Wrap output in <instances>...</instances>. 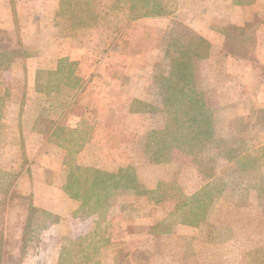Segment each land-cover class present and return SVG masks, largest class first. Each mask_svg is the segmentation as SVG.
Returning <instances> with one entry per match:
<instances>
[{
	"label": "rangeland",
	"instance_id": "obj_1",
	"mask_svg": "<svg viewBox=\"0 0 264 264\" xmlns=\"http://www.w3.org/2000/svg\"><path fill=\"white\" fill-rule=\"evenodd\" d=\"M56 1L61 28L72 35V40H63V52L75 42L77 57L86 64L79 60L70 65L63 59L55 71L52 44L39 46L35 39L19 43L30 52L38 46L47 49L49 61L40 63L46 68L36 72V88L44 97L32 94L24 80L23 66L17 62L23 55L14 52L20 47L15 38L0 37L2 261L264 264V103L231 102L240 91L251 94L232 85L234 74L213 70L211 42L183 25L187 14L178 0ZM53 3L48 4L50 10ZM40 6L36 10L45 8ZM175 8L179 12L168 28L153 24L155 16ZM246 35L250 37L245 31L234 38L223 36L222 49L251 53L253 41ZM219 62L223 67L230 64L224 54ZM261 74L264 78V71ZM114 83L127 95L139 92L142 85L140 92L154 98L150 108L158 112L120 118L125 124L120 132L101 129L97 121L109 118L110 129L118 130L117 113L114 118L112 114L118 107L149 110L142 102L94 97ZM260 93L258 88L255 94ZM71 94L75 102L68 105ZM65 110V121L54 118ZM39 112L36 125L48 141L44 152L23 125L27 113ZM74 114L85 121L70 120ZM73 162L82 166L81 172L75 169L68 176ZM191 167L208 181L193 195L175 180L179 172L191 174ZM64 190L75 198L74 205L60 196ZM211 193L218 194L214 200L220 201L222 223L203 226L195 236L202 244L190 245L193 240L182 238V229L171 233L182 225L201 227L196 224L204 215L198 209L206 210V218L214 202ZM50 207L63 208L55 214ZM71 208V213L63 212ZM236 216L237 236L231 228Z\"/></svg>",
	"mask_w": 264,
	"mask_h": 264
},
{
	"label": "crops",
	"instance_id": "obj_2",
	"mask_svg": "<svg viewBox=\"0 0 264 264\" xmlns=\"http://www.w3.org/2000/svg\"><path fill=\"white\" fill-rule=\"evenodd\" d=\"M54 1V9L50 10L48 8V4H51V2ZM179 5L184 8V12L187 14L181 19V22H183V25L190 28L191 30L199 33L202 37H205L210 40L211 46L210 48V57L213 62L214 71H219L224 69L227 70V72L230 74H234L236 76V83H233L232 85H237V87H244L245 92L251 94V96H243L242 91L241 95H237L233 97L231 102H239V101H260V103H264V94L262 93V89L264 88V78L261 77V72L264 71V0H178ZM39 4H41L40 7L45 6V8H40L36 10L35 6L39 7ZM57 1L56 0H0V37L1 39L4 36H9L15 38V43L19 45L23 43L29 44L32 39H35V43H40L44 47L45 45L52 44L53 45V56H50L52 65H54V70L56 71L61 66V63L63 59L69 60V64H86V59H79L77 57V54H79V50L75 48V42L74 45L70 46L69 49L66 52H63V45L66 43H63L64 39H70L72 40L71 31L65 32V28L62 27V20L59 16V9L56 7ZM31 5V6H30ZM27 7L30 6V8H27L24 10V12H20L21 7ZM34 7V8H31ZM185 7H191L189 8V12H186ZM32 9V10H31ZM178 8H175L173 12L169 13L168 15H165L163 17H157L152 19L153 24H155L156 27H166L168 28V25L172 22L173 19H175V14L179 12ZM36 11V12H35ZM177 11V12H176ZM176 20V19H175ZM247 29V32H246ZM223 30H225L223 32ZM250 30V31H249ZM240 31V32H239ZM249 33L248 37L246 35V38L249 40L252 39V52L249 53L251 50L245 49V51H242L241 53H233L229 52V50L225 51L222 49L221 45H223L222 39L224 40V37L234 38L237 35H244ZM224 36V37H223ZM219 39L220 41H216L214 39ZM212 40V41H211ZM244 40V39H243ZM248 40V41H249ZM13 46H17L14 43H11ZM19 45V46H20ZM21 45V46H22ZM21 46L19 49H14L15 53H19L23 55L20 59L17 60V62L21 63L24 69V80H27L26 84L29 82V89L31 90V93H37L38 96H43V94L38 90L37 87V76H38V70L46 68L45 65L40 64L44 60L49 61L46 58L47 49H40L38 46L37 50L26 51V49H21ZM250 46V45H249ZM224 52V53H223ZM3 51L0 47V60L1 55ZM140 54V53H139ZM224 54L226 61H229V65L223 67L220 65L219 59L221 55ZM42 55L43 57H41ZM218 58V59H217ZM37 60V62H36ZM46 61V62H47ZM32 63L34 66H32ZM109 65V63H107ZM16 69V66H15ZM36 72L38 74H36ZM260 74V75H259ZM33 75V77H32ZM118 81V80H117ZM120 85V83H119ZM142 85L139 86V92L134 94H125L123 92L119 91V86L114 83V88L111 87V84L106 88L107 91L101 94L94 95L95 98H100L99 100L103 102H110L112 100L117 99L118 101L122 102H129V103H143L144 106L149 107V110H140L136 108H131L129 104L126 106L118 107V109L113 111V118L114 115L117 113V116L115 119H117V125L118 130L110 129L111 122L109 121V118L102 119L100 121H97L98 123L101 122V129L104 126L106 131L110 132H120L122 125L125 124L124 121H122V117L130 116L133 118L139 117L143 112L145 113H157L158 110L154 111V109L150 108V103L154 99L147 91H142L141 88ZM150 87V85H148ZM256 89H253L254 87ZM118 87V89H116ZM148 88H145V90H148ZM251 88V89H249ZM261 90V93L259 95L255 94L257 92V89ZM248 89V90H247ZM28 91V88H27ZM253 91H256L253 93ZM29 94V93H27ZM25 97L26 95L23 94ZM45 95V94H44ZM153 95V94H152ZM256 95V96H255ZM75 94L69 95L68 99V105L75 102ZM232 96V95H231ZM44 97V96H43ZM22 97L18 100L19 102L22 101ZM42 99V97H41ZM45 100V99H42ZM221 100V99H219ZM44 102V101H42ZM67 105V106H68ZM131 105V104H130ZM27 107V106H26ZM262 109V108H261ZM41 110V109H40ZM254 110H258L254 109ZM116 112V113H115ZM152 114V115H153ZM68 113L67 110H65L63 113H59V115L55 119H59V121L66 119ZM151 115V116H152ZM27 118H25V122L23 121V125L27 126V134L29 137L35 138V140L38 141L40 144L41 151L44 152V150L47 148V144H45L47 141V136L45 131L38 128L36 123L41 119V113H36L34 115H28ZM121 118V119H120ZM73 119L76 121L77 124H79L81 121H85L82 118H80L79 115L74 114L70 116V120ZM89 119V118H88ZM114 122L112 123L113 126ZM73 126V125H71ZM76 128V127H75ZM103 130V131H104ZM31 134V135H30ZM47 135V134H46ZM30 137V138H31ZM46 137V139H45ZM121 142V141H120ZM85 147H83L84 149ZM183 165V164H181ZM194 166V165H193ZM109 172V171H106ZM68 176H70L68 174ZM174 176V175H173ZM187 176V177H186ZM170 179V178H169ZM176 182L184 186V188L190 189V195H193L194 193L199 192L202 188H204L207 185V179L204 173L199 171L197 167H191V174H186L184 172H179L175 176ZM217 192V191H216ZM203 196H206L204 193H200ZM64 201L66 200L67 203L70 205H74V199L72 197V194L70 195L69 192L64 190L62 194ZM218 194L211 193L208 197L214 199L217 198ZM219 200H214L212 206L207 211V217L205 218L206 210H199V213L201 211V215L203 214V222H200L196 225L199 226H193V225H182L181 227H178L180 229H175V231L171 232L173 234H179L181 229L182 233H180L181 237L186 238L190 237L191 243L190 245H201L200 241L195 240V236L198 237V232L203 229L204 227H210L219 225L222 222L219 221V215L221 212L219 211ZM55 214H61L63 207H50ZM74 208V207H73ZM73 208H71L68 212L63 209V212L71 213L73 211ZM239 212V211H238ZM237 212V214H238ZM241 217V216H240ZM242 218V217H241ZM233 220V218L231 219ZM150 223H148L149 225ZM239 217H235V221L231 225L232 231L235 232L237 236V230L239 228ZM150 228V227H149ZM171 233H168L171 234ZM192 235L190 236V234ZM203 264V263H202Z\"/></svg>",
	"mask_w": 264,
	"mask_h": 264
},
{
	"label": "trees",
	"instance_id": "obj_3",
	"mask_svg": "<svg viewBox=\"0 0 264 264\" xmlns=\"http://www.w3.org/2000/svg\"><path fill=\"white\" fill-rule=\"evenodd\" d=\"M181 76H186V75L184 73H182ZM178 81H180V80H178ZM58 129L59 128L56 129V132L58 131ZM55 141L60 144V141L59 140L56 139ZM72 164H73V166H70L71 169L69 171V175L71 174L73 176L72 171H74L75 169H77V171H80L81 172L82 166L76 165L74 162ZM87 171H88V168H87ZM96 171H98V170H96ZM3 238H4L3 237V233L0 232V256H1V253H2V249H3ZM0 264H10V262L9 261H7V262L4 261L3 262L2 261V257H0Z\"/></svg>",
	"mask_w": 264,
	"mask_h": 264
}]
</instances>
